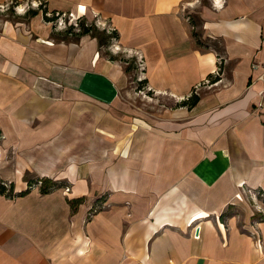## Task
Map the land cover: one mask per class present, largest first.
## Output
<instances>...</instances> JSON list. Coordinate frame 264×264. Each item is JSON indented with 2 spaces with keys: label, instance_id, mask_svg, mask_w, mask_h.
Wrapping results in <instances>:
<instances>
[{
  "label": "crops",
  "instance_id": "1",
  "mask_svg": "<svg viewBox=\"0 0 264 264\" xmlns=\"http://www.w3.org/2000/svg\"><path fill=\"white\" fill-rule=\"evenodd\" d=\"M208 1L195 7L198 45L182 12L196 0H0L42 3L99 30L65 39L37 18L0 23V134L12 152L0 178L14 187L30 172L71 186L0 194V264H264V197L253 198L264 194V0ZM119 55L137 60L141 93L168 106L112 110ZM192 93L196 104L183 105ZM85 103L110 109L91 128L114 141L67 159L55 138L69 116L79 128Z\"/></svg>",
  "mask_w": 264,
  "mask_h": 264
},
{
  "label": "rangeland",
  "instance_id": "2",
  "mask_svg": "<svg viewBox=\"0 0 264 264\" xmlns=\"http://www.w3.org/2000/svg\"><path fill=\"white\" fill-rule=\"evenodd\" d=\"M197 1V0H196ZM208 0H198V2L194 3V7H190L188 5H184V9L182 10L183 15L189 20V21H195L196 24H194L193 28L194 30L192 31H197L199 28L197 25H199L197 22L198 19L195 17L197 15L198 9L195 7H199L200 4H208ZM34 3H26L27 8L25 10V13L22 15H17L14 10H7L6 12H0V23L6 20H10L12 22H18L21 25H28L32 22L33 19L37 18L40 20L42 24H46L49 27H52V24L49 23L48 21L45 20L44 15L42 14L41 11H38L37 15L31 16L30 13L26 12L28 9H37L33 7ZM38 4V3H36ZM21 6V5H20ZM10 7V6H9ZM54 16V15H53ZM56 17V16H55ZM64 19L66 20V24L68 26L69 23H74L76 22V17L70 18L68 15L64 16ZM63 19V20H64ZM68 21V22H67ZM91 23V22H88ZM62 24L60 28H57L54 30L52 27L53 31H55V34H52L56 36L57 38H65V39H75V36H68V35H59L58 31L60 32L62 28ZM96 31H99L95 27ZM57 32V33H56ZM92 36V35H91ZM101 42H104L105 39H103L102 35L99 34ZM207 45L209 44L210 48L213 50H218L219 51V45L217 43H206ZM115 64L121 69L122 71V81L120 84V89H121V96L119 102L112 107V110H115L117 112H122V108L124 106L130 105L136 113L142 112V115L147 113V115H155L157 110L159 108H163L169 105V101L164 98H159V97H154L151 95H143L141 91H145L146 88L142 89L141 83L137 82V76H140V67L137 65L138 62L135 58L129 57L126 55H119V57H116L114 59ZM131 103V104H130ZM85 114L83 117V122L79 126V128L75 129L73 126V123L70 121L73 117L70 118L68 117V122L63 124V129L58 130V135L55 138L57 142L59 143V148H66V156L65 158L70 159L74 158L75 160H89L92 157V151L93 147L97 145L96 139H101L100 146L101 148H104L105 151H107L110 146L112 145L110 135L100 133L99 129H92L91 128V116L92 115H97V114H103V113H108L110 109H101L97 108L93 105L85 103L84 105ZM51 111L52 113L55 114V112L58 111V107L56 106H51ZM90 115V116H89ZM75 117V115L73 114ZM110 139V140H109ZM109 140V141H108ZM3 139L0 140V164L2 163L3 160H10V156L12 152L10 150H7L8 148H5L3 146ZM111 141H114L113 139ZM5 150L2 152V150ZM5 162V161H3ZM67 160L63 162H59L57 169H60L61 166H63ZM7 167V166H5ZM38 178L34 174H30L28 172L27 174L25 173L20 180H18L13 187L14 193L17 190V188L25 187L27 188V181L25 179H35ZM1 179V178H0ZM52 181L58 182L60 185L63 184V186L59 187V189L65 194L68 195L69 192L71 191V186L68 185V183H65L63 181H60V178L55 177V178H50ZM8 184L11 182L9 180H4L1 179ZM17 187V188H16ZM32 191L36 193H40L39 187L34 188ZM102 207L101 204H96L93 207H89L86 212V219L92 218L91 211L92 209ZM101 208V209H102ZM91 209V210H90ZM231 213L238 216L239 219H241V215L239 211L237 210H231Z\"/></svg>",
  "mask_w": 264,
  "mask_h": 264
},
{
  "label": "trees",
  "instance_id": "3",
  "mask_svg": "<svg viewBox=\"0 0 264 264\" xmlns=\"http://www.w3.org/2000/svg\"><path fill=\"white\" fill-rule=\"evenodd\" d=\"M16 5L17 4H12L9 7V10H14L13 8ZM43 7L44 6L41 3V5L36 10L35 9H31V10L28 9L26 12L30 13L31 16H35V15H37L38 11H41L42 14L44 15L45 20L48 21L49 23L55 19L53 17L54 14L61 13V12L53 11L50 13L52 15V17H49V16H47V13H49V12L47 10H45ZM191 23L193 25L196 24L195 21H191ZM197 23L199 24L200 22H197ZM95 27L96 26H95L94 22L88 23L84 17H80L77 20V27L70 25L64 31H60L58 33H60V35H62V36L68 35V36H75L76 38L79 36H82V35H87V34L92 35L93 37H98V33L95 30ZM110 34L112 35V37H115V35H114L115 33L113 31H111ZM192 36L196 40V43L198 45H202V42L199 39L200 35L196 31H192ZM100 41L101 40L99 38V42ZM143 81L141 83H143ZM198 99H199L198 95L192 93L191 96L188 99H186V101L183 102V105H185L187 107H191V106L196 104ZM61 186H63V184L60 185L58 182L52 181V179H50V178L38 177L35 179H28L27 180V188L24 191H22L21 193L17 194V193H14V191H13V184L12 183L7 184V182L0 179V194L6 196L8 198H13L17 195L20 196V195L27 194V193L31 192L36 187H39L41 194H45V193H49L51 191L58 190L59 187H61ZM78 202H81V200L72 201L71 207L73 209H75V206L78 204ZM231 208H233V207L231 206L229 208V210H231ZM257 218H258L257 220H259V221L264 220V216H259Z\"/></svg>",
  "mask_w": 264,
  "mask_h": 264
},
{
  "label": "built area",
  "instance_id": "4",
  "mask_svg": "<svg viewBox=\"0 0 264 264\" xmlns=\"http://www.w3.org/2000/svg\"><path fill=\"white\" fill-rule=\"evenodd\" d=\"M34 4L36 5L35 8H38V7L41 5V3H38V4L34 3ZM34 4H33V5H34ZM16 6H18V5H16ZM16 6H14L13 9H15ZM8 10H9V7H8ZM66 15H68V17H70V18H73V16H72L71 13L66 14V13H62V12H61V13H56V14H54L53 17H54L55 19H54L52 22H50V23L52 24V27L54 28V30L57 29V28H60L61 24H62V26H63V27L60 29L61 31H64V30L67 29V27H69L70 25H73L74 27H77V20H78V18H80V17H76V22H74L73 24H72V23H69V22L67 21V22H68V26H67V24H66V20L64 19V16H66ZM47 16L52 17V15H51L50 13H47ZM55 16H56V17H55ZM63 19H64V20H63ZM94 24H95V26H97V22H96V21L94 22ZM107 31L111 32L112 29L110 28V29L108 30V28H107ZM139 67H140V66H139ZM140 68H141V67H140ZM219 70H220V69H218V70L215 72L216 75H218ZM140 80H142V79H140ZM1 139H3V135L0 134V140H1ZM7 184H8V183H7ZM247 196L249 197V200L251 201L252 199H250V197L252 196V194L249 193V195L247 194ZM262 197H264V194L259 193V192L254 193V195H253V198H254L255 201H257L258 199H261ZM101 206H102V205H101ZM101 208H102V207L99 206L98 208L92 209L91 214L94 215V214L97 213ZM90 210H91V209H90ZM198 232H199L198 227H195V228H194V233H193L195 239H198V238H199V234H198Z\"/></svg>",
  "mask_w": 264,
  "mask_h": 264
},
{
  "label": "clouds",
  "instance_id": "5",
  "mask_svg": "<svg viewBox=\"0 0 264 264\" xmlns=\"http://www.w3.org/2000/svg\"><path fill=\"white\" fill-rule=\"evenodd\" d=\"M197 2H198V0H197ZM35 6L36 5L34 4L33 7H35ZM8 7H9L8 5L0 3V12H6L8 10ZM216 7L217 8L222 7V4L219 2V0H217ZM26 8H27L26 4L24 6L18 5L15 7L14 11L17 15H22L25 13ZM6 27H7V25H6Z\"/></svg>",
  "mask_w": 264,
  "mask_h": 264
},
{
  "label": "snow or ice",
  "instance_id": "6",
  "mask_svg": "<svg viewBox=\"0 0 264 264\" xmlns=\"http://www.w3.org/2000/svg\"><path fill=\"white\" fill-rule=\"evenodd\" d=\"M83 10V9H82Z\"/></svg>",
  "mask_w": 264,
  "mask_h": 264
}]
</instances>
